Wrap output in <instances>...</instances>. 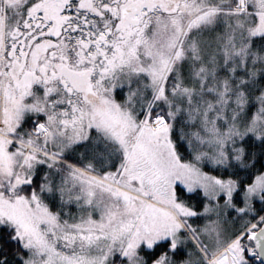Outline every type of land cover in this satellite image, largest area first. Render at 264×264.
<instances>
[{"label":"snow or ice","instance_id":"6c2138e0","mask_svg":"<svg viewBox=\"0 0 264 264\" xmlns=\"http://www.w3.org/2000/svg\"><path fill=\"white\" fill-rule=\"evenodd\" d=\"M0 264H264V0H0Z\"/></svg>","mask_w":264,"mask_h":264}]
</instances>
